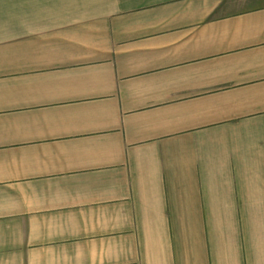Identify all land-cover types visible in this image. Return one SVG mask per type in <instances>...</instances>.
<instances>
[{
	"label": "crops",
	"instance_id": "crops-1",
	"mask_svg": "<svg viewBox=\"0 0 264 264\" xmlns=\"http://www.w3.org/2000/svg\"><path fill=\"white\" fill-rule=\"evenodd\" d=\"M0 264H264V0H0Z\"/></svg>",
	"mask_w": 264,
	"mask_h": 264
}]
</instances>
